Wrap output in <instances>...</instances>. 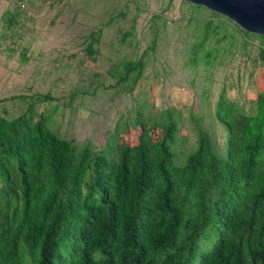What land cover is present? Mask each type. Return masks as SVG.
<instances>
[{"label":"trees","instance_id":"obj_1","mask_svg":"<svg viewBox=\"0 0 264 264\" xmlns=\"http://www.w3.org/2000/svg\"><path fill=\"white\" fill-rule=\"evenodd\" d=\"M0 22L1 46L15 15L6 10ZM233 26L243 43L258 39L264 63V36ZM100 36L101 28L86 36L87 56ZM144 56L114 64V85L138 80ZM34 104L0 117V264H264L263 83L252 114L219 94L214 116L224 150L199 126L196 148L181 164L175 108L137 111L129 130L100 153L60 137L47 115L32 113ZM206 232L213 240L201 249Z\"/></svg>","mask_w":264,"mask_h":264},{"label":"rangeland","instance_id":"obj_2","mask_svg":"<svg viewBox=\"0 0 264 264\" xmlns=\"http://www.w3.org/2000/svg\"><path fill=\"white\" fill-rule=\"evenodd\" d=\"M6 10L16 22L0 46V117H16L35 101L32 113L47 115L60 137L101 153L129 130L137 111L155 116L172 107L181 164L196 148L199 126L224 150L226 135L214 116L219 94L247 114L255 111L264 84L258 39L243 43L234 22L209 9L186 0H0V16ZM96 28L101 36L91 57L84 40ZM3 30L0 22V36ZM142 52L141 77L114 85L111 67ZM41 94L55 99L34 98ZM212 240L206 232L200 248Z\"/></svg>","mask_w":264,"mask_h":264},{"label":"water","instance_id":"obj_3","mask_svg":"<svg viewBox=\"0 0 264 264\" xmlns=\"http://www.w3.org/2000/svg\"><path fill=\"white\" fill-rule=\"evenodd\" d=\"M227 17L241 30L264 36V0H186Z\"/></svg>","mask_w":264,"mask_h":264}]
</instances>
